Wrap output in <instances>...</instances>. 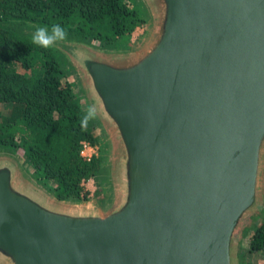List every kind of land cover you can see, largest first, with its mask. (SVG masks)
<instances>
[{"label":"water","instance_id":"obj_1","mask_svg":"<svg viewBox=\"0 0 264 264\" xmlns=\"http://www.w3.org/2000/svg\"><path fill=\"white\" fill-rule=\"evenodd\" d=\"M149 1L141 50L64 44L113 139L108 200H59L0 158V264H234L262 199L264 0Z\"/></svg>","mask_w":264,"mask_h":264},{"label":"trees","instance_id":"obj_2","mask_svg":"<svg viewBox=\"0 0 264 264\" xmlns=\"http://www.w3.org/2000/svg\"><path fill=\"white\" fill-rule=\"evenodd\" d=\"M145 23L131 0H0V148L19 150L33 177L55 197L80 199L100 160L82 156L96 131L81 128L84 114L64 59L31 43L37 26L61 25L68 39L119 45ZM65 51L72 47L60 45ZM264 264V219L249 235Z\"/></svg>","mask_w":264,"mask_h":264},{"label":"rangeland","instance_id":"obj_3","mask_svg":"<svg viewBox=\"0 0 264 264\" xmlns=\"http://www.w3.org/2000/svg\"><path fill=\"white\" fill-rule=\"evenodd\" d=\"M131 3L142 13L145 18V23L138 26L126 39H124L119 45L109 48H101L97 42H89L83 40H74L66 38L64 41L57 43L53 48L61 55L66 64L67 72L73 83L74 92L79 99L84 113L85 108L89 105L86 102L85 89L83 80L74 69L73 62L68 53L60 47L63 44H70L74 48L89 49L95 53L112 56L134 53L143 48V46L150 39L154 28V10L149 0H131ZM34 31H32L33 34ZM89 125L96 131L98 135V141L94 145L93 155L100 160L99 171L95 178L90 180L85 185V195L80 199H72L77 202L92 203L103 206L109 198L110 191L113 190L114 184L111 179V170L114 162V145L113 139L107 128H104L103 124L100 125L98 116ZM0 158H7L14 162L22 173L25 181H31L33 175L27 167L24 161L22 153L14 148L4 146L0 148ZM34 187V186H32ZM41 188V187H40ZM45 189V190H44ZM41 190L54 195V193L43 185ZM44 192V193H45ZM70 200V199H68ZM264 219V173H263V185H262V199L258 201L253 209V213L246 216L240 223L237 232L234 237V247L232 249L234 264H260V256L252 252L249 248L248 240L249 235L258 226V224Z\"/></svg>","mask_w":264,"mask_h":264},{"label":"clouds","instance_id":"obj_4","mask_svg":"<svg viewBox=\"0 0 264 264\" xmlns=\"http://www.w3.org/2000/svg\"><path fill=\"white\" fill-rule=\"evenodd\" d=\"M66 38L67 32L59 24H54L50 28L48 26H37L31 36V43L39 48L49 49ZM73 56L80 65H84L88 60L87 54L79 49L73 52ZM96 116L97 109L95 105H88L80 118L81 128L86 129L90 121L94 120Z\"/></svg>","mask_w":264,"mask_h":264},{"label":"built area","instance_id":"obj_5","mask_svg":"<svg viewBox=\"0 0 264 264\" xmlns=\"http://www.w3.org/2000/svg\"><path fill=\"white\" fill-rule=\"evenodd\" d=\"M94 149V145L90 144L89 142H82V146H81V154L82 156L86 157L87 159H90L93 156V153H91V151H93ZM93 178H89L87 180L84 181V187L86 185L87 182H89L90 180H92Z\"/></svg>","mask_w":264,"mask_h":264},{"label":"flooded vegetation","instance_id":"obj_6","mask_svg":"<svg viewBox=\"0 0 264 264\" xmlns=\"http://www.w3.org/2000/svg\"><path fill=\"white\" fill-rule=\"evenodd\" d=\"M86 64V63H85Z\"/></svg>","mask_w":264,"mask_h":264}]
</instances>
